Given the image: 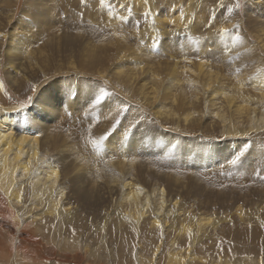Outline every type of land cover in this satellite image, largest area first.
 <instances>
[{"label": "bare ground", "instance_id": "6f19581e", "mask_svg": "<svg viewBox=\"0 0 264 264\" xmlns=\"http://www.w3.org/2000/svg\"><path fill=\"white\" fill-rule=\"evenodd\" d=\"M110 2L0 0V264H261L264 0Z\"/></svg>", "mask_w": 264, "mask_h": 264}, {"label": "snow or ice", "instance_id": "6c2138e0", "mask_svg": "<svg viewBox=\"0 0 264 264\" xmlns=\"http://www.w3.org/2000/svg\"><path fill=\"white\" fill-rule=\"evenodd\" d=\"M85 2V0H81V3L83 4ZM145 3H147V0H145ZM99 4L102 6V7H108V8H111L112 5H111V2L110 0H99ZM243 8V4L241 3V0H235V2L232 4L231 7L228 8V13L229 15H232L234 12H238L240 10H242ZM126 11H128L129 13L131 12V9L130 8H126ZM145 16L147 15H150V11L149 12H146L144 14ZM83 16V14L81 13V17ZM111 19H116L117 17L115 15H111L110 16ZM119 19H121V21H123V16L119 17ZM239 24H236L233 26V30L232 31H229V29L227 28H222L220 29V35L221 37H227L228 39V43H225L224 45V52L226 54L228 53H231L233 48L236 47L237 45H240L243 43V37L240 35V32H239ZM136 28H137V31L139 30V25L137 23L136 25ZM185 28L187 29V25H185ZM113 35H117V33H112ZM239 58V55L237 54V56L235 57H232L229 59V63L231 64L232 61L234 59H238ZM241 71L240 68H237L236 69V72L237 74H239ZM241 88L244 87V84L241 83ZM262 87H264V85H262ZM4 88V84H3V81H0V89H3ZM34 90V89H33ZM107 96V92L104 91L103 89H101L99 95H97L95 98H94V106L96 105H101L102 102L104 101V99L106 98ZM29 101H31V97L28 98ZM127 109L123 106H117L116 108V113L117 115L123 113V112H126ZM106 118H110V117H106ZM119 124V120L117 119L115 122H114V126L115 125H118ZM91 132V127L89 128V133ZM111 133H106L102 136H100L99 139H93L91 137V135H89V143H91L93 149L96 151V152H99L101 150V145L104 143V141L107 140L108 136L110 135ZM247 152V148L235 153L229 160H228V163L232 166H236L239 164V162L241 161L242 157L245 156ZM27 171V170H26ZM58 171V169H57ZM55 174V173H54ZM255 176L256 178H258L260 181L264 182V170H258L255 172ZM249 227H251V225H249ZM261 227H264V221L261 222ZM73 234H74V230H73ZM261 264H264V259L261 260Z\"/></svg>", "mask_w": 264, "mask_h": 264}]
</instances>
